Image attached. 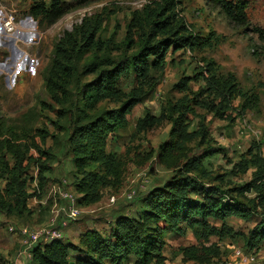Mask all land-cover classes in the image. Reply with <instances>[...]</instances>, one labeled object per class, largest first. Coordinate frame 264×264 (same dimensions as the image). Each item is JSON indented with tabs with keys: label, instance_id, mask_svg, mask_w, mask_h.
Segmentation results:
<instances>
[{
	"label": "rangeland",
	"instance_id": "obj_1",
	"mask_svg": "<svg viewBox=\"0 0 264 264\" xmlns=\"http://www.w3.org/2000/svg\"><path fill=\"white\" fill-rule=\"evenodd\" d=\"M62 1L68 5L67 13L48 26L30 15L34 0H0V124L5 134L9 130L25 135L28 143L35 140L52 155V160H47L50 170L45 175L42 198L32 197L28 211L22 216H8L0 210V264L17 261L24 240L21 230L40 229L55 214L63 216L61 207L65 202L61 192L80 198L73 184L79 173L70 153L71 119L61 117L64 108L50 99L45 77L54 48L67 32L93 30L97 32L99 46L95 45L75 64L76 75L70 87L72 101L79 100L83 85L97 76L85 75L90 59L99 61L106 56L121 61L142 49L149 38H156L152 42L155 43L172 39V34L195 37L208 44L194 49L171 47L164 70L152 73L144 84L131 73L119 78L117 88L121 98L134 88H142L146 94L142 103L127 115L126 126L107 135V152L123 165L122 181L120 185L104 189L96 204L79 203L81 215L65 230L64 240L72 242L86 229L110 233L117 215L132 213L138 197L163 186L174 175L175 172L160 164L159 146L170 139L175 117L173 108L187 107L191 94L198 93L205 81H191L186 91L177 86L181 79H194L212 64L217 76H233L237 80L239 93L233 98L227 112L229 118L225 120L192 103L196 113L188 115V126L189 132L195 134L183 142L187 149L183 163L199 161V172L194 176L204 186L217 188L221 193L230 191L235 196L237 187L250 183L255 188L235 196V203L246 209V216L234 215L225 221L209 219L218 229L223 225L231 229L233 234L227 237L200 240L187 225H182L179 232L164 230L163 264H235L237 250L245 256L258 254L257 261L263 264L264 240L253 237L257 236L259 227H264V177L255 165L256 157L264 160V39L256 31L264 32V0H249V23L245 26L229 23L206 0H93L82 6L75 0ZM10 17L15 20V30L7 32L4 24ZM168 18L170 24L162 30L153 25ZM151 78L155 83L151 84ZM120 105L114 99L103 100L93 113L118 109ZM146 115L157 121L149 129L140 130L138 124ZM43 135H48L45 140ZM211 149L218 152L204 157L205 151ZM31 155L42 161L47 159L35 150ZM28 173L37 179L36 164L30 166ZM4 188L5 183L0 181V190ZM35 189L37 182L33 181L28 190L34 193ZM250 241L253 247L249 246ZM194 248L197 259L190 252ZM201 256L208 260L202 261ZM136 260L132 255L123 264H136ZM18 264H28V261Z\"/></svg>",
	"mask_w": 264,
	"mask_h": 264
},
{
	"label": "trees",
	"instance_id": "obj_2",
	"mask_svg": "<svg viewBox=\"0 0 264 264\" xmlns=\"http://www.w3.org/2000/svg\"><path fill=\"white\" fill-rule=\"evenodd\" d=\"M75 1L82 6L93 0ZM206 2L208 6L219 9L231 24L245 26L249 23V0ZM67 11L68 5L62 0H34V6L29 12L43 24L52 26ZM168 20L169 18L153 25L162 30L170 24ZM133 25H129V32ZM256 31L264 39V32L260 29ZM96 35L95 30L76 34L67 32L54 48L45 77L50 99L64 108L60 113L61 117L71 119L70 153L79 173V178L73 184L80 197L78 203L86 206L99 202L104 189L120 185L124 174L123 165L113 154L107 152V135L126 126L127 115L142 103L146 95L144 89L134 88L129 95L121 98L122 93L117 88L119 78L131 73L144 84L152 73L159 74L164 70L171 47H175L174 50L181 47L194 49L208 44L207 41L199 42L195 37L172 34V39H161L155 43L152 42L156 38H149L142 49L125 56L121 61L106 56L99 61L90 59L85 66V75L95 73L97 76L91 83L83 85L80 99L72 101L70 87L76 75L75 64L84 59L95 45L99 46ZM200 79L205 81V85L198 93H190L191 105L173 108L175 117L172 119L170 139L159 146L157 157L160 164L175 172L174 175L163 186H156L138 197L132 213L117 215L110 233L86 229L79 235L77 244L64 239L43 241L32 250V259L28 264H123L132 255L137 258L136 264H163L164 230L179 232L182 225H187L196 238L205 241L211 237L222 238L233 234L224 225L221 229L213 226L209 219L225 221L234 215L246 216V209L235 203V196L244 195L255 188V185L250 183L237 187L235 196L230 191L221 193L217 188L204 186L194 176L199 172V161L183 163L187 158L183 142L195 134L189 132L188 126V115L196 113L192 103L219 120L228 119L227 112L233 98L239 93V86L233 76L219 77L214 66L208 64L194 79H181L177 88L189 90V83ZM151 81V84L155 83L153 78ZM107 99L121 103L120 107L93 113L96 106ZM248 107L244 105V108ZM156 121L146 115L139 122V129L147 130ZM4 130L0 124V181L5 183L4 190H0V210L8 216H22L28 211V201L32 197L43 196L45 175L50 170L47 160H52V155L41 149L35 140L28 143L25 135L10 133L9 130L5 134ZM47 136L43 135L42 138L45 140ZM32 150L47 159L42 161L41 158L33 157ZM217 152L212 149L205 151L204 157L213 156ZM256 158L255 165L264 177V160ZM32 164H36L39 169L37 179L29 176ZM33 181L37 182V189L30 193L28 189ZM259 228L253 239L264 240V227ZM248 244L254 246L251 241ZM190 252L194 259L199 258L195 248ZM201 258L202 261L208 260L207 257Z\"/></svg>",
	"mask_w": 264,
	"mask_h": 264
},
{
	"label": "built area",
	"instance_id": "obj_3",
	"mask_svg": "<svg viewBox=\"0 0 264 264\" xmlns=\"http://www.w3.org/2000/svg\"><path fill=\"white\" fill-rule=\"evenodd\" d=\"M15 20L13 17L8 18L4 24V29L7 32H12L15 30ZM258 136V134H257ZM147 181L144 182V184ZM144 185H141L143 188ZM134 194V192H133ZM61 197L65 202L61 207V212L63 216L55 214L45 225L40 229H24L21 233L24 237L22 242V248L18 253L17 261L14 264H18L21 261H30L32 259V250L36 245L43 241H53L64 239L65 230L69 226L77 221L81 215V210L79 208L78 197L68 192H61ZM14 228L11 227V231ZM257 255L252 253L245 256L241 251H235L236 262L235 264H261L257 261ZM237 259L239 262H237Z\"/></svg>",
	"mask_w": 264,
	"mask_h": 264
},
{
	"label": "crops",
	"instance_id": "obj_4",
	"mask_svg": "<svg viewBox=\"0 0 264 264\" xmlns=\"http://www.w3.org/2000/svg\"><path fill=\"white\" fill-rule=\"evenodd\" d=\"M78 239H79V237L76 240H73L72 242L77 244L78 243Z\"/></svg>",
	"mask_w": 264,
	"mask_h": 264
}]
</instances>
